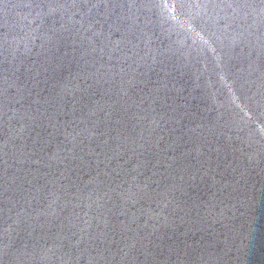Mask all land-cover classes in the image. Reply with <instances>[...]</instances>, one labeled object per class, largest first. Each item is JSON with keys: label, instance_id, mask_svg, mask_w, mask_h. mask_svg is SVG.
I'll list each match as a JSON object with an SVG mask.
<instances>
[{"label": "water", "instance_id": "obj_1", "mask_svg": "<svg viewBox=\"0 0 264 264\" xmlns=\"http://www.w3.org/2000/svg\"><path fill=\"white\" fill-rule=\"evenodd\" d=\"M0 264H264V0H0Z\"/></svg>", "mask_w": 264, "mask_h": 264}]
</instances>
